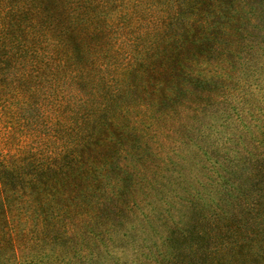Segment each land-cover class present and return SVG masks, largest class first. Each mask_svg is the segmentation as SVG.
<instances>
[{
  "label": "rangeland",
  "instance_id": "374dc122",
  "mask_svg": "<svg viewBox=\"0 0 264 264\" xmlns=\"http://www.w3.org/2000/svg\"><path fill=\"white\" fill-rule=\"evenodd\" d=\"M76 4L119 61L64 105L86 132L25 162L0 264H264V0ZM114 104L133 147L91 138Z\"/></svg>",
  "mask_w": 264,
  "mask_h": 264
},
{
  "label": "trees",
  "instance_id": "16d2710c",
  "mask_svg": "<svg viewBox=\"0 0 264 264\" xmlns=\"http://www.w3.org/2000/svg\"><path fill=\"white\" fill-rule=\"evenodd\" d=\"M76 1L0 0V256L17 245L13 215L26 196L25 162L52 164L69 131L86 132L64 114V105L70 106V93L81 94L80 88L95 81L98 73L101 84L110 87L106 73L119 61L112 57L109 39L104 51L107 30L97 28L84 12L91 7L82 9ZM83 22L85 28L80 27ZM82 95L87 104L93 100L91 91ZM119 107L102 109L96 127L104 130L91 136L96 143L109 144L112 135L119 134V143L135 146L136 129L122 120L124 108ZM124 133L128 139L123 142Z\"/></svg>",
  "mask_w": 264,
  "mask_h": 264
}]
</instances>
